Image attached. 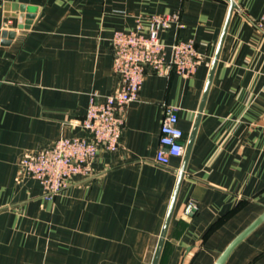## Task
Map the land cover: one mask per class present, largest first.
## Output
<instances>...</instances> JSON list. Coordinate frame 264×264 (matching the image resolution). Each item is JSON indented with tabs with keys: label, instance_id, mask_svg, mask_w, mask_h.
<instances>
[{
	"label": "crops",
	"instance_id": "0c3cea01",
	"mask_svg": "<svg viewBox=\"0 0 264 264\" xmlns=\"http://www.w3.org/2000/svg\"><path fill=\"white\" fill-rule=\"evenodd\" d=\"M234 2L0 0V264H215L264 212V0ZM166 13L160 38L195 40L196 73L147 74L119 147L48 198L22 159L86 135L90 96L119 87L114 33ZM166 104L185 151L163 166ZM224 264H264V221Z\"/></svg>",
	"mask_w": 264,
	"mask_h": 264
},
{
	"label": "built area",
	"instance_id": "2783aa9c",
	"mask_svg": "<svg viewBox=\"0 0 264 264\" xmlns=\"http://www.w3.org/2000/svg\"><path fill=\"white\" fill-rule=\"evenodd\" d=\"M147 20V31L139 20L136 29L114 33L113 72L119 79V87L101 100L95 93L90 96L87 113L80 121L86 135L60 137L22 159L24 176L38 180L48 198L65 189L74 177L93 175V163L100 149L115 151L119 147L127 106L138 98L147 74L164 76L175 71L183 77H191L196 73L202 54L195 40L176 39L166 44L160 38L162 30L179 23V16L154 14ZM256 24L264 33V12ZM183 136L177 108L166 104L156 163L166 166L172 157L183 156ZM195 209V202L190 201L187 213Z\"/></svg>",
	"mask_w": 264,
	"mask_h": 264
},
{
	"label": "water",
	"instance_id": "95a60500",
	"mask_svg": "<svg viewBox=\"0 0 264 264\" xmlns=\"http://www.w3.org/2000/svg\"><path fill=\"white\" fill-rule=\"evenodd\" d=\"M233 7H235L234 0H229ZM173 208V206H172ZM172 208L169 212V218L172 213ZM264 221V212L256 218L245 230H243L232 242L226 247V249L220 254L219 258L215 262V264H224L232 251L236 248V246L244 240L253 230H255L262 222Z\"/></svg>",
	"mask_w": 264,
	"mask_h": 264
}]
</instances>
